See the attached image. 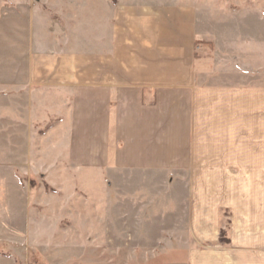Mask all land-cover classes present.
Returning <instances> with one entry per match:
<instances>
[{
  "label": "crops",
  "instance_id": "0c3cea01",
  "mask_svg": "<svg viewBox=\"0 0 264 264\" xmlns=\"http://www.w3.org/2000/svg\"><path fill=\"white\" fill-rule=\"evenodd\" d=\"M104 1L94 58L83 52L87 34L72 39L69 26L54 32L70 43V55L56 57L48 75L51 105L65 116L49 134L66 147L54 155H118L142 168L152 155L174 151L205 159L208 167L178 173L176 242L164 236L154 264H264V32L233 22L246 14L232 11L218 29L211 17L218 11L197 0ZM48 16L60 22L58 12ZM97 197L64 200L66 214L34 205L53 225L49 241L37 243L47 261L72 264L69 242L56 241L59 225L100 244L99 264H121V224L137 217H122L111 195Z\"/></svg>",
  "mask_w": 264,
  "mask_h": 264
},
{
  "label": "rangeland",
  "instance_id": "374dc122",
  "mask_svg": "<svg viewBox=\"0 0 264 264\" xmlns=\"http://www.w3.org/2000/svg\"><path fill=\"white\" fill-rule=\"evenodd\" d=\"M38 2L44 3L39 13L32 6ZM104 2L0 0V264H53L39 253L37 243L41 239L49 241L53 225L44 220L46 213L38 210L43 211L50 203L57 214H66L59 212L60 208L64 210V200H95L98 194L111 195L122 217H137L135 223L121 224V264H154L156 255L163 254L164 236L176 242V190L182 184L178 173L194 164L202 168L205 159L193 160L199 157L171 151L169 155H152L149 165L142 168L135 165V160L118 159V155H54L66 147L56 145L49 134L56 121L65 116L64 109L55 112L51 105L49 90L54 88V81L48 75L56 70L50 64L56 57L70 55V43L63 37L57 42L54 32L56 29L59 36L61 29L69 26L72 39L81 32L87 34L88 45L87 49L83 46V52L94 58ZM197 2L202 9L218 11L211 16L216 21L231 11L234 16L243 13V18H234L233 22H247L254 35L264 32V15H257L264 14V0ZM46 11L51 15L58 12L56 19L60 22L50 21ZM112 184L120 190L100 193V186L109 188ZM99 227L92 225L94 229ZM58 229L59 225L56 241L69 242L72 264H99L100 244L93 247L90 241L87 245L85 233L74 226L70 234Z\"/></svg>",
  "mask_w": 264,
  "mask_h": 264
}]
</instances>
